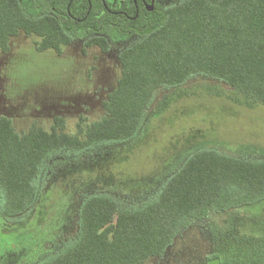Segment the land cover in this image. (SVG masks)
Wrapping results in <instances>:
<instances>
[{"label": "trees", "instance_id": "trees-1", "mask_svg": "<svg viewBox=\"0 0 264 264\" xmlns=\"http://www.w3.org/2000/svg\"><path fill=\"white\" fill-rule=\"evenodd\" d=\"M163 1L148 11L134 0H0L4 53L21 32L39 38L37 51L58 55L77 38L104 52L107 38H135L118 56L122 76L103 103L102 120L83 125L81 119L70 135L57 117L50 131L33 125L21 135L11 119L0 117V264H144L163 257L192 221L264 203V159L196 150L140 206H123L105 194L82 197L76 233L59 250H44L52 231L69 223L74 206L73 194L58 191L43 209L50 161L83 160L98 147L132 142L145 129L158 91L199 76L264 107V0ZM33 218L25 240L20 223Z\"/></svg>", "mask_w": 264, "mask_h": 264}, {"label": "rangeland", "instance_id": "rangeland-1", "mask_svg": "<svg viewBox=\"0 0 264 264\" xmlns=\"http://www.w3.org/2000/svg\"><path fill=\"white\" fill-rule=\"evenodd\" d=\"M86 40L75 39L58 55L37 51L39 38L21 32L11 39L9 52L0 51V117L11 119L17 133L26 134L33 125L50 131L61 117L66 133L74 135L81 119L85 125L105 117L103 103L122 76L118 56L135 38H107L108 52L85 48ZM151 103L139 138L98 147L83 160L49 162L41 199L46 202L50 193L63 191L73 194L74 206L68 209L69 223L50 233L45 251L59 250L76 233L74 214L84 196L105 194L123 206H140L196 150L264 159V107L223 82L199 76L158 91ZM46 204L48 211L52 202ZM24 222L18 234L25 239L35 218ZM144 264H264V203L192 221L163 257Z\"/></svg>", "mask_w": 264, "mask_h": 264}, {"label": "flooded vegetation", "instance_id": "flooded-vegetation-1", "mask_svg": "<svg viewBox=\"0 0 264 264\" xmlns=\"http://www.w3.org/2000/svg\"><path fill=\"white\" fill-rule=\"evenodd\" d=\"M64 1V0H63ZM137 1H142L144 7L148 10L151 11L149 8L155 4L156 0H151V3H147L146 0H134L135 6L137 8ZM74 2V0H68V4L71 5Z\"/></svg>", "mask_w": 264, "mask_h": 264}, {"label": "water", "instance_id": "water-1", "mask_svg": "<svg viewBox=\"0 0 264 264\" xmlns=\"http://www.w3.org/2000/svg\"><path fill=\"white\" fill-rule=\"evenodd\" d=\"M150 10H153V5L149 8Z\"/></svg>", "mask_w": 264, "mask_h": 264}]
</instances>
